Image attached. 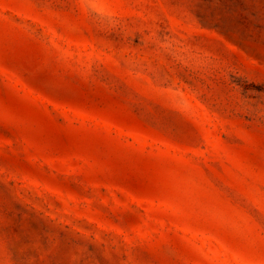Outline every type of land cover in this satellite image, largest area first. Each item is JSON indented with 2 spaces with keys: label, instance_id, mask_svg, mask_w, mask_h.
<instances>
[{
  "label": "rangeland",
  "instance_id": "rangeland-1",
  "mask_svg": "<svg viewBox=\"0 0 264 264\" xmlns=\"http://www.w3.org/2000/svg\"><path fill=\"white\" fill-rule=\"evenodd\" d=\"M0 264H264V0H0Z\"/></svg>",
  "mask_w": 264,
  "mask_h": 264
}]
</instances>
